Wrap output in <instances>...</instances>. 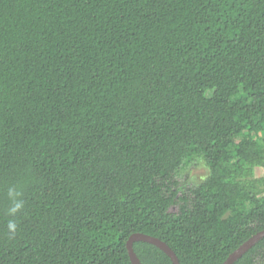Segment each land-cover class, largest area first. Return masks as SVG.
Segmentation results:
<instances>
[{"label": "trees", "instance_id": "obj_1", "mask_svg": "<svg viewBox=\"0 0 264 264\" xmlns=\"http://www.w3.org/2000/svg\"><path fill=\"white\" fill-rule=\"evenodd\" d=\"M262 165L264 0H0V264H132L134 234L224 264L264 231Z\"/></svg>", "mask_w": 264, "mask_h": 264}, {"label": "water", "instance_id": "obj_2", "mask_svg": "<svg viewBox=\"0 0 264 264\" xmlns=\"http://www.w3.org/2000/svg\"><path fill=\"white\" fill-rule=\"evenodd\" d=\"M264 239V231L256 234L245 242L237 251H235L224 264H235L239 259H241L245 254H247L252 248H254L260 241ZM135 243H146L155 246L166 254L173 264H180L176 254L171 250V248L158 238H154L144 234H134L130 237L127 242V250L132 264H142L138 256L134 251Z\"/></svg>", "mask_w": 264, "mask_h": 264}, {"label": "clouds", "instance_id": "obj_3", "mask_svg": "<svg viewBox=\"0 0 264 264\" xmlns=\"http://www.w3.org/2000/svg\"><path fill=\"white\" fill-rule=\"evenodd\" d=\"M6 197L8 200V206L6 208V214L9 217H15L25 207V200L23 199V193L18 185H12L7 188ZM18 224L16 219H9L6 225L7 234L10 238H14L17 234Z\"/></svg>", "mask_w": 264, "mask_h": 264}, {"label": "rangeland", "instance_id": "obj_4", "mask_svg": "<svg viewBox=\"0 0 264 264\" xmlns=\"http://www.w3.org/2000/svg\"><path fill=\"white\" fill-rule=\"evenodd\" d=\"M261 141L262 139L259 138ZM209 176V169L206 166L205 161L198 159L193 163L187 165L182 171L180 180L189 183L190 185H198L202 183ZM254 179L260 180L264 178V165L258 166L254 169Z\"/></svg>", "mask_w": 264, "mask_h": 264}]
</instances>
